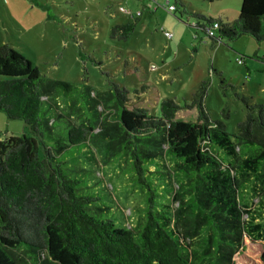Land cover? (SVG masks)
<instances>
[{
  "label": "trees",
  "instance_id": "1",
  "mask_svg": "<svg viewBox=\"0 0 264 264\" xmlns=\"http://www.w3.org/2000/svg\"><path fill=\"white\" fill-rule=\"evenodd\" d=\"M198 18L211 43L264 39V0H241L229 24ZM134 26L109 35L126 40ZM127 94L114 83L96 92L85 74L47 79L0 46V113L34 136L0 140V264H264V216L245 222L239 199L257 187L264 210V105L242 98L230 134L201 105L204 84L196 122L175 120L169 99L159 117L128 109ZM96 155L125 162L140 208L105 189Z\"/></svg>",
  "mask_w": 264,
  "mask_h": 264
},
{
  "label": "rangeland",
  "instance_id": "2",
  "mask_svg": "<svg viewBox=\"0 0 264 264\" xmlns=\"http://www.w3.org/2000/svg\"><path fill=\"white\" fill-rule=\"evenodd\" d=\"M169 5L176 11H167ZM240 5L241 0H0V46L9 44L47 79L78 84L85 74L96 92L118 84L128 92V109L156 117L161 102L169 99L175 120L196 122L194 95L204 84L201 105L209 120L235 134L246 114L241 99L264 105V39L242 36L211 43L198 17L229 24ZM128 22L135 26L126 40L110 37L112 27ZM23 135L34 137L23 122L0 113V140ZM96 156L95 175L105 189L120 205L140 208L141 196L131 186L125 162ZM240 190L243 220L258 222L264 210L257 187Z\"/></svg>",
  "mask_w": 264,
  "mask_h": 264
},
{
  "label": "built area",
  "instance_id": "3",
  "mask_svg": "<svg viewBox=\"0 0 264 264\" xmlns=\"http://www.w3.org/2000/svg\"><path fill=\"white\" fill-rule=\"evenodd\" d=\"M166 9H167V11H169V12H173V11H174V6L169 5V6L166 7ZM135 15H136V16H139L140 14L136 13ZM217 28H218V26L214 24V25L212 26V28H209V29H208V35H209V36H212L213 33H214V30H216ZM164 36L167 37V38H170V37H171V34H170V33H165Z\"/></svg>",
  "mask_w": 264,
  "mask_h": 264
},
{
  "label": "crops",
  "instance_id": "4",
  "mask_svg": "<svg viewBox=\"0 0 264 264\" xmlns=\"http://www.w3.org/2000/svg\"><path fill=\"white\" fill-rule=\"evenodd\" d=\"M141 17V15L139 16V18Z\"/></svg>",
  "mask_w": 264,
  "mask_h": 264
}]
</instances>
